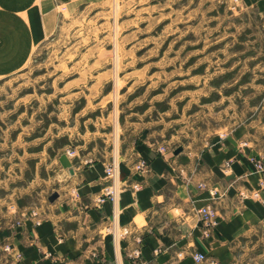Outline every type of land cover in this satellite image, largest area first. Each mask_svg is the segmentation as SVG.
Listing matches in <instances>:
<instances>
[{
  "label": "rangeland",
  "instance_id": "1",
  "mask_svg": "<svg viewBox=\"0 0 264 264\" xmlns=\"http://www.w3.org/2000/svg\"><path fill=\"white\" fill-rule=\"evenodd\" d=\"M20 2L0 0V45L17 26H28L23 37L42 28L0 72V163L19 200L30 187L31 199L46 201L63 183L55 175L66 154L119 163L121 140L136 141V124L173 147L264 116V14L255 8L232 0H35L47 7L33 21Z\"/></svg>",
  "mask_w": 264,
  "mask_h": 264
},
{
  "label": "crops",
  "instance_id": "2",
  "mask_svg": "<svg viewBox=\"0 0 264 264\" xmlns=\"http://www.w3.org/2000/svg\"><path fill=\"white\" fill-rule=\"evenodd\" d=\"M232 1L264 14V0ZM33 2L22 0L17 7L36 21L47 4L39 8ZM47 22L53 27L51 17ZM26 27L17 26L8 43L0 45V72L20 60L18 49L40 35L42 23L31 37H23ZM253 106L251 110L259 109ZM263 117L254 113L233 125L224 123L173 147L146 138L148 131L136 124V141L121 140L115 204L96 203L112 155L60 157L55 180L63 183L54 202L50 193L36 203L30 187L19 200L10 178L4 177L10 169L0 163V220H6L0 231V264H264V173L255 165L264 163ZM142 160L148 169L137 171ZM15 201L17 212L11 209ZM208 205L219 224L205 237L200 209ZM7 219L21 224L8 229ZM16 253L23 256L18 263ZM196 253L206 260L197 262Z\"/></svg>",
  "mask_w": 264,
  "mask_h": 264
},
{
  "label": "built area",
  "instance_id": "3",
  "mask_svg": "<svg viewBox=\"0 0 264 264\" xmlns=\"http://www.w3.org/2000/svg\"><path fill=\"white\" fill-rule=\"evenodd\" d=\"M159 150L163 152L166 150V148L159 147ZM255 165L259 172L264 173V163L262 161H257ZM136 169L137 171H145L148 169V164L142 160L136 164ZM118 170H119V166L115 158H113L107 163L106 176H105L107 184L104 186L101 195L98 197L96 201L97 205H101L106 201H110L113 204L116 203L119 194V188L115 181ZM261 185L264 186V180L261 182ZM137 187L138 186L136 185L135 188ZM11 209L17 212L18 204L12 203ZM200 215L203 222V234L205 237H209L210 234L213 232V230H215V228L219 224L217 213L211 206L208 205L200 209ZM7 221L9 222L8 227H6L8 229H11L14 226H18L21 224L20 220H13L10 222V220L7 219ZM5 223L6 220L5 221L0 220V231H2L6 226ZM22 257H23L22 253H16L15 255L16 262L17 263L20 262ZM194 259L197 262H201L206 260V256L203 253H196L194 254Z\"/></svg>",
  "mask_w": 264,
  "mask_h": 264
},
{
  "label": "water",
  "instance_id": "4",
  "mask_svg": "<svg viewBox=\"0 0 264 264\" xmlns=\"http://www.w3.org/2000/svg\"><path fill=\"white\" fill-rule=\"evenodd\" d=\"M182 151V148L180 147V148H178L177 150H176V154H178L179 152H181ZM59 197V194H58V192H53L50 196H49V201L50 202H54L57 198Z\"/></svg>",
  "mask_w": 264,
  "mask_h": 264
}]
</instances>
